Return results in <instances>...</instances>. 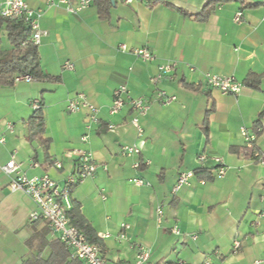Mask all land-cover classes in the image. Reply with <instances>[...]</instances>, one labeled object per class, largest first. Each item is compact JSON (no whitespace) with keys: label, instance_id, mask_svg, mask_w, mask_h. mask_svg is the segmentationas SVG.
I'll use <instances>...</instances> for the list:
<instances>
[{"label":"crops","instance_id":"1","mask_svg":"<svg viewBox=\"0 0 264 264\" xmlns=\"http://www.w3.org/2000/svg\"><path fill=\"white\" fill-rule=\"evenodd\" d=\"M5 1L0 0V7ZM25 1L42 15L47 35L38 49L40 63L56 80L0 88V137L5 138L0 165L15 155L29 177L47 174L64 187L76 170L74 151L91 152L98 170L71 189L69 202L72 209L80 206L112 264L134 261L137 245L151 251L146 264H201L207 259L213 264H264V164L255 157L264 155V0L218 4L206 22L197 16L211 0H92L77 13L68 11V5L77 8L81 0ZM238 13L240 24L234 21ZM121 45L147 48L155 58L145 62L121 51ZM66 63L74 69H66ZM164 65H176L175 74L153 85ZM250 74L261 78L259 88L245 86L238 95H225L207 82V76H217L244 84ZM121 86L151 107L140 118L145 145L134 157L123 156L121 147L141 139L132 125L135 112L127 104L110 114ZM159 90L177 100L162 104ZM78 94L100 109L92 130L87 129V110L67 111ZM35 104L43 106L49 148L28 139ZM7 122L13 123L12 133ZM242 129L257 133L254 150H247ZM201 154L210 158L200 163ZM212 157L225 162V178H217ZM53 161L63 168L53 167ZM186 171L206 174L175 194L177 178ZM132 179L145 184L137 186ZM9 183L0 171V264H86L72 257L47 221L31 219L38 210L34 200L11 192ZM159 206L166 213L162 224ZM176 224L181 236L171 231ZM122 233L127 240L119 238Z\"/></svg>","mask_w":264,"mask_h":264},{"label":"built area","instance_id":"2","mask_svg":"<svg viewBox=\"0 0 264 264\" xmlns=\"http://www.w3.org/2000/svg\"><path fill=\"white\" fill-rule=\"evenodd\" d=\"M127 4L133 3L135 0H125ZM68 4V3H67ZM92 4V0H81L79 6L74 8L68 5V11L71 13H77L78 11L88 8ZM0 17L5 19L23 23L29 30L30 36L23 45L28 43L34 45L37 49L42 44L43 38L47 35L41 27V13L33 10L26 3L25 0H6L0 7ZM242 14L238 13L235 17V23H241ZM123 52H132L138 58L145 62H151L154 60V54L147 48L131 50L127 45L120 46ZM66 69L73 70L74 66L71 63H66ZM176 72V65H164L159 68V73L152 78L153 85H157L166 77H171ZM30 75H19L15 78L14 82H32ZM207 82L213 88L221 90L225 95H238L241 93L245 85L238 82L234 77H217L207 76ZM158 99L162 104L169 106L177 100L176 96L169 95L166 91L159 90L157 92ZM129 104L136 116L132 119V125L139 131L141 136L140 141L134 145H124L121 147V154L127 157H134L140 155L145 145V140L142 137V129L140 126V118L148 115L150 111V105L143 99L132 97L128 89L124 86L119 87L115 91V97L113 104L110 108V114L116 115L123 110L125 105ZM34 110L41 108L40 104L33 106ZM84 110L89 113L87 129L92 130L93 125L99 122L100 109L92 105L86 95L78 94L71 99L67 105V111L70 114H77ZM113 129V127H110ZM6 129L10 133L14 131L12 122L6 123ZM262 131L261 127L257 128V133ZM257 133H249L246 129H242V136L246 140V148L253 149L257 140ZM88 136L82 138L86 141ZM0 143H5V138L0 137ZM77 166L75 173L69 178L67 184L64 187H60L58 183L53 180L49 175L29 177L26 173L22 172L21 165L15 160V155L11 160L5 164L0 165V171L6 174L9 179V189L11 192H22L25 195L31 197L38 210L31 213L32 220H45L49 223L52 231L58 235L59 239L66 245L71 251L74 259L80 260L86 264H112L104 257L103 249L99 243H89L85 236L71 223L69 213L72 211V206L69 202V195L71 189L78 184L82 183L88 177H92L98 170V166L94 163V157L91 152L86 150L77 149L74 151ZM257 162L264 164V155L255 153ZM210 157L205 154L198 156L197 160L200 163L207 161ZM218 167V179H223L227 175V166L221 157L211 158ZM38 167L37 164H34ZM52 166L56 169H62L63 164L60 161H53ZM135 168H139L140 164L136 163ZM196 179V173L194 171L182 172L177 178L176 185L173 192L177 194L183 188L188 187ZM131 183L137 186H143L145 182L141 179H132ZM201 185H205L204 180L200 181ZM264 198V192H263ZM157 221L162 224L166 218L165 209L163 206H159L156 209ZM256 224H260V221H256ZM129 226L122 225V229L126 230ZM172 233L176 236H181L182 232L178 224L172 227ZM108 237V235L103 236ZM121 240H127L125 234H120ZM239 243H235V247H239ZM137 255L134 261L125 264H146L150 258V249L137 245ZM262 261H257L256 264H261ZM201 264H213L209 259L205 260Z\"/></svg>","mask_w":264,"mask_h":264},{"label":"trees","instance_id":"3","mask_svg":"<svg viewBox=\"0 0 264 264\" xmlns=\"http://www.w3.org/2000/svg\"><path fill=\"white\" fill-rule=\"evenodd\" d=\"M230 1H209L202 13L197 16V19L206 22L218 4ZM101 15L102 18H105L102 8ZM29 36L30 32L23 23H17L0 17V88L14 86V80L19 75H30L33 81L56 80L43 72L38 49L30 43L23 45ZM3 38L7 40L10 47H3ZM260 82V77L250 74L245 80L244 85L258 89ZM28 131V139L30 141L40 140L46 148L50 147V140L44 138L46 120L42 105L40 109L34 112V115L30 119ZM252 150L254 149H250V151ZM195 173L196 176L206 174L203 171H196ZM69 216L72 225L85 236L89 243H100V239L95 235L90 223L82 215L80 206L76 205L69 213Z\"/></svg>","mask_w":264,"mask_h":264},{"label":"rangeland","instance_id":"4","mask_svg":"<svg viewBox=\"0 0 264 264\" xmlns=\"http://www.w3.org/2000/svg\"><path fill=\"white\" fill-rule=\"evenodd\" d=\"M3 47L4 48L10 47L9 44H8V42H7V40L5 38H3Z\"/></svg>","mask_w":264,"mask_h":264}]
</instances>
